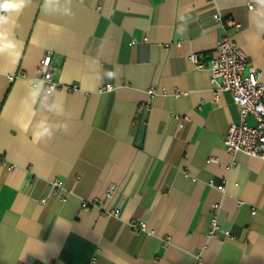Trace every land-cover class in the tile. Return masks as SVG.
Returning <instances> with one entry per match:
<instances>
[{"label":"crops","instance_id":"crops-1","mask_svg":"<svg viewBox=\"0 0 264 264\" xmlns=\"http://www.w3.org/2000/svg\"><path fill=\"white\" fill-rule=\"evenodd\" d=\"M255 8V0H73L67 17L31 0L13 29L18 51L0 55V264H193L196 254L204 264H264V159L225 150L238 110L189 59L212 56L224 31L218 13L239 23L232 38L264 82ZM46 52L60 118L23 103ZM45 115L69 131L38 141ZM93 197L116 215L82 206ZM215 203L221 232L209 236ZM138 221L144 230L130 225Z\"/></svg>","mask_w":264,"mask_h":264},{"label":"built area","instance_id":"built-area-1","mask_svg":"<svg viewBox=\"0 0 264 264\" xmlns=\"http://www.w3.org/2000/svg\"><path fill=\"white\" fill-rule=\"evenodd\" d=\"M249 8L252 6L249 5ZM220 23L223 34L216 42L213 54L209 59L202 60L200 53H191L190 61L199 69H206L210 73L212 82L218 83V90H226L231 94L232 101L237 108L240 121L232 123L226 133L223 144L228 153L242 152L248 156L264 159V82L260 81V71L248 62L244 51L233 40L231 31L240 27L231 19H223L220 14L212 16ZM178 44V43H177ZM52 53L46 52L41 58L37 78L45 82L46 86L55 88L57 86L52 77L53 71ZM111 89L110 85H105L101 90ZM154 89H148L150 95L154 94ZM252 116L256 123L249 125L246 122L248 116ZM0 162L5 163L0 158ZM55 188L61 186L60 181H54ZM115 193V187L109 186L105 193V200H109ZM99 206L104 214L116 215L114 209L107 210L104 202H100L97 197L82 202V206ZM220 205L215 203L209 216L208 235L213 236L221 232L218 224ZM134 230H144V222H131ZM228 236L229 232H223ZM193 264H204L199 255H195Z\"/></svg>","mask_w":264,"mask_h":264},{"label":"clouds","instance_id":"clouds-1","mask_svg":"<svg viewBox=\"0 0 264 264\" xmlns=\"http://www.w3.org/2000/svg\"><path fill=\"white\" fill-rule=\"evenodd\" d=\"M257 8L252 11L257 14L255 28L257 32H264V0H255ZM31 4V0H0V55L14 58L18 51V42L13 35V29L17 26L16 20L20 13ZM43 8L48 13H58L63 16L73 17V0H43ZM181 25L178 33H183L187 26V20L181 16ZM250 22L252 19L250 18ZM109 78L114 73H107ZM26 108L32 110L39 106L45 113L60 118L65 115L62 99L58 97L54 89L46 86L44 81H30L26 97L23 101ZM69 131L66 123H54L48 115L36 121L33 135L38 141L52 139L58 132Z\"/></svg>","mask_w":264,"mask_h":264}]
</instances>
